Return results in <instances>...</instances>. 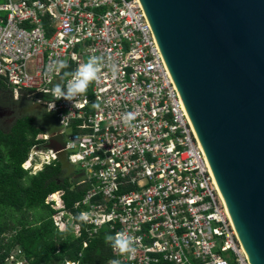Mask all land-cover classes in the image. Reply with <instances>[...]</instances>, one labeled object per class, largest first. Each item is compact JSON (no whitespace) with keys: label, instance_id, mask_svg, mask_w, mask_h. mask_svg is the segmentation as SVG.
<instances>
[{"label":"built area","instance_id":"built-area-1","mask_svg":"<svg viewBox=\"0 0 264 264\" xmlns=\"http://www.w3.org/2000/svg\"><path fill=\"white\" fill-rule=\"evenodd\" d=\"M90 56L103 57L97 80L50 111L49 90L67 83L54 63L74 71ZM0 78L14 98L52 113L63 140L56 149L50 132L37 134L21 168L34 173L65 152L84 172L77 216L89 214L91 232L107 226L137 238L132 256L111 248L114 259L250 264L139 0H0ZM62 194L46 198L59 230L72 224Z\"/></svg>","mask_w":264,"mask_h":264},{"label":"water","instance_id":"water-1","mask_svg":"<svg viewBox=\"0 0 264 264\" xmlns=\"http://www.w3.org/2000/svg\"><path fill=\"white\" fill-rule=\"evenodd\" d=\"M139 3L248 262L264 264V0Z\"/></svg>","mask_w":264,"mask_h":264},{"label":"trees","instance_id":"trees-1","mask_svg":"<svg viewBox=\"0 0 264 264\" xmlns=\"http://www.w3.org/2000/svg\"><path fill=\"white\" fill-rule=\"evenodd\" d=\"M6 89L0 78V92ZM43 130L29 113L0 128V264H7L10 254L27 264H106L116 257L104 241L105 234H113V230L99 226L91 232L90 224L77 219L79 207L73 206L85 190L84 185L77 184L83 169L65 155L34 173L20 166ZM56 190L63 191L64 206L72 216V224L64 230L54 225L55 209L46 202ZM73 224L79 227L77 234Z\"/></svg>","mask_w":264,"mask_h":264},{"label":"clouds","instance_id":"clouds-1","mask_svg":"<svg viewBox=\"0 0 264 264\" xmlns=\"http://www.w3.org/2000/svg\"><path fill=\"white\" fill-rule=\"evenodd\" d=\"M103 57L90 56L87 62L80 64L74 71H66L69 67L67 62L58 60L54 63V70L57 73L63 72V77L67 78V83L64 85L57 84L51 88L50 94L53 100L50 104V111L55 108V101L63 99L72 102L77 97L84 95L89 85L97 80L99 73L102 70ZM125 122L130 123L134 119L132 113L125 114ZM77 219L87 222L89 220L88 213H80ZM104 241L120 255L132 256L136 252L137 238L124 231L116 232L115 234H105ZM70 264V262H67ZM108 264H120L118 259H112Z\"/></svg>","mask_w":264,"mask_h":264},{"label":"flooded vegetation","instance_id":"flooded-vegetation-1","mask_svg":"<svg viewBox=\"0 0 264 264\" xmlns=\"http://www.w3.org/2000/svg\"><path fill=\"white\" fill-rule=\"evenodd\" d=\"M25 99L14 98L8 92H0V128H7L14 122L17 117V111L29 112L31 101Z\"/></svg>","mask_w":264,"mask_h":264},{"label":"rangeland","instance_id":"rangeland-1","mask_svg":"<svg viewBox=\"0 0 264 264\" xmlns=\"http://www.w3.org/2000/svg\"><path fill=\"white\" fill-rule=\"evenodd\" d=\"M5 92H8V91H5ZM26 99H29L31 101V103H30L31 106L29 107V109H30L29 114L37 122H39L42 125V127L44 129L43 131H48L52 134V137H51V139H52L53 135H55V133L60 130L59 125L57 124V121L54 118L53 114L47 112L44 106H42L39 103L34 102L33 99H30V98H26ZM22 113H24V112H21V110L17 111L16 116H19ZM51 139L49 140V146L56 148V147L50 145V142L52 141ZM11 261H12V259L9 258L7 261V264H13Z\"/></svg>","mask_w":264,"mask_h":264},{"label":"crops","instance_id":"crops-1","mask_svg":"<svg viewBox=\"0 0 264 264\" xmlns=\"http://www.w3.org/2000/svg\"><path fill=\"white\" fill-rule=\"evenodd\" d=\"M8 88V87H7ZM4 91H8L9 92V94L11 95V96H13L12 94H11V91H10V89L8 88V89H6V90H4ZM6 93V92H5ZM26 97H21V99H25ZM26 100V99H25ZM28 101H29V99H27ZM30 112V111H29ZM29 112H24V113H29ZM17 117H19V116H17ZM16 117V118H17ZM49 145V144H48Z\"/></svg>","mask_w":264,"mask_h":264}]
</instances>
